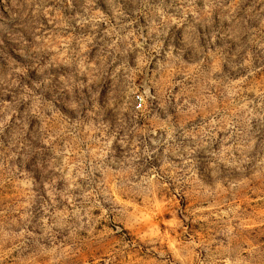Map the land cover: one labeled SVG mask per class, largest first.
<instances>
[{"label":"rangeland","instance_id":"374dc122","mask_svg":"<svg viewBox=\"0 0 264 264\" xmlns=\"http://www.w3.org/2000/svg\"><path fill=\"white\" fill-rule=\"evenodd\" d=\"M0 264H264V0H0Z\"/></svg>","mask_w":264,"mask_h":264},{"label":"built area","instance_id":"2783aa9c","mask_svg":"<svg viewBox=\"0 0 264 264\" xmlns=\"http://www.w3.org/2000/svg\"><path fill=\"white\" fill-rule=\"evenodd\" d=\"M141 106H142L141 103H139L137 108H140Z\"/></svg>","mask_w":264,"mask_h":264}]
</instances>
